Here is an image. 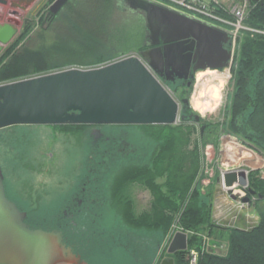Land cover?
Returning <instances> with one entry per match:
<instances>
[{"label": "trees", "instance_id": "trees-1", "mask_svg": "<svg viewBox=\"0 0 264 264\" xmlns=\"http://www.w3.org/2000/svg\"><path fill=\"white\" fill-rule=\"evenodd\" d=\"M52 1L49 0L50 3ZM117 2L120 0H67L54 14L47 4L36 10L0 53V83L69 66H97L124 55L119 51L132 48L131 45L112 47L105 40L111 29L108 26H112L107 13L118 6ZM249 3L245 25L264 29V0H249ZM60 13L69 27L88 42L76 46L74 37L67 38L69 43L62 41L55 33ZM36 23L39 25L36 41L30 45L26 41L32 39ZM49 31L55 37L45 42ZM138 48H143V45ZM105 50L113 53L105 54ZM160 80L167 87H172L179 100L188 97L193 83L192 80L190 86L183 87L180 81ZM231 82L232 90L222 125L201 116L196 121L197 113L185 102H181L179 121L174 124L44 125L54 132L73 137L78 143L86 140L92 145L83 163L82 184L67 196V202L63 204L67 214L62 208L50 216L33 217L26 211V222L33 227L61 229L65 243L88 262L89 254L107 243L99 219L107 204L132 233H124L126 239H123V234L118 235L122 243L117 244L124 242L134 261L149 264L158 237L169 229L173 213H179L178 224L184 230L204 229L209 235L225 236L227 247L224 253L200 251L199 238L188 235L185 250L168 254L174 264H183L185 253L190 248L199 249L197 264H264V178L256 175L257 171L249 172V188L255 191L253 207L258 220L248 228L215 225L212 221L213 188L209 186L202 191L198 178L200 144H216L220 131L232 133L241 143L264 155V34L243 31L235 65L231 69ZM191 122L198 124L200 140L194 141L189 148L194 131ZM109 125L118 130L105 131L104 127ZM133 127L140 129L143 137L131 135L130 138L128 129ZM94 129L101 131V137L91 141ZM107 136L112 143L106 139ZM110 172H113L110 182L104 185ZM135 186L148 190L151 195L149 208L141 213L135 209ZM79 199L82 200L81 205L77 203ZM139 230L152 232L157 238L149 237L140 246L135 235ZM115 234L118 233L113 231L110 235L113 237Z\"/></svg>", "mask_w": 264, "mask_h": 264}, {"label": "water", "instance_id": "water-1", "mask_svg": "<svg viewBox=\"0 0 264 264\" xmlns=\"http://www.w3.org/2000/svg\"><path fill=\"white\" fill-rule=\"evenodd\" d=\"M17 1L10 0V5L25 9L33 0ZM66 1L53 0L49 11L56 13ZM135 8L143 12L151 37L147 48L137 56H123L99 66H69L0 83V128L176 123L181 102L190 103L189 99L179 101L160 78L187 80L190 86L196 71L224 68L230 58L225 46L229 35L148 0H136ZM10 13L18 14L16 10ZM18 24L17 20L0 22V53L16 34ZM195 119L199 120V114ZM235 181L241 185L246 182L243 171L225 173L227 186ZM227 192L243 201L255 194L251 188ZM26 216V211L7 196L0 166V264H88L65 243L61 229L33 227L26 222ZM186 247V234L177 231L167 252ZM160 264H174V260L164 258Z\"/></svg>", "mask_w": 264, "mask_h": 264}, {"label": "rangeland", "instance_id": "rangeland-1", "mask_svg": "<svg viewBox=\"0 0 264 264\" xmlns=\"http://www.w3.org/2000/svg\"><path fill=\"white\" fill-rule=\"evenodd\" d=\"M13 1L18 2L17 0ZM228 1L229 0H225L223 2L227 3ZM10 3V0L6 4L0 3V22H5L7 20H11L12 22L14 20L18 21L17 32L12 38V40H14V38L20 33L26 20L30 19L36 10L49 6L52 2L50 3L49 0H33L25 9L13 7ZM117 3L118 6L109 9L107 13L112 26H108L111 29L109 30V34L105 36V40H108L107 42L112 47L132 46V48L125 49V51L118 50L120 53L125 54L117 58L127 55L137 56L140 50L138 47L144 45L145 42L147 29L145 26L144 14H141L139 11L128 5H121L119 2ZM12 10H16L18 14H11L10 11ZM56 25L58 26L55 29V33L60 35L64 43H69L67 38L69 39L70 37H74L73 40L78 42H75L76 46L84 44L86 41L88 42V39H82L80 33H77L75 29L73 30V28L71 29L69 27V23L64 20L62 14L60 15L59 23ZM38 29L39 25L36 23L34 31L31 33L32 39L26 41L28 44L32 45L33 42L36 41V31H38ZM54 37L55 34L52 31H49L46 34L45 42L52 41ZM5 47L6 46H4V48ZM104 53L109 54L113 52L105 50ZM212 70L214 69L198 70L188 97H182L181 99L190 98L193 93L196 94V90L200 86V83L204 81L202 77L205 76L204 78L208 79L207 85L205 86L207 94L201 98V101L199 100L204 107L202 106L201 110L194 107L192 102L190 106H193L194 108L191 107L192 110L199 114V116L203 117V119L220 125L224 122L226 113L225 107L229 102L232 82L230 78H227L226 82L220 84L216 88L218 90V98L211 99L213 97H210L209 90L210 87L213 86L214 77L218 76L217 73L226 76V71L223 69L218 70L217 72ZM182 85L184 87V84ZM167 88L171 91L173 96H175L172 87ZM210 93L212 94L213 92L211 91ZM214 100L216 105L208 106L209 102ZM191 124H193L194 131L190 137L189 148L193 146L194 141L198 142L200 140L198 124L196 122H191ZM104 129L105 131L118 130L114 125L105 126ZM128 130L130 131V138L131 135L132 137L134 135L143 137L142 131L138 128L133 127ZM92 133L94 138L91 141H95L97 138L101 137V131L98 129H94ZM107 138L108 136L106 139ZM107 140L112 143L109 139ZM238 141L237 137L232 133L220 131L216 144L213 142H207L205 145L200 144L199 151L201 155V168L198 178L202 191L207 187H213L216 184L215 179L212 178H210V181L207 184H204L205 182H203V180L206 177H214L221 161L225 162L227 165L247 167L250 169V172L257 171L256 175L264 178V155L249 146L248 147L254 152L249 151L247 148H242V146L237 143ZM90 144L92 145V142L89 143L86 140L78 143L73 137L58 131L54 132L50 127L44 125H16L0 128V166L5 178L7 196L18 203L22 209L29 212L33 217H37V215L50 216L56 213L59 209L61 210V208L63 210V204L67 202V196L75 192V190H77L82 184L81 181L84 173L83 163L89 156ZM206 145L209 146L206 148ZM112 174L113 172H110L107 175L104 185L110 182ZM210 174H212V176H209ZM216 188L215 185L212 194L213 223L215 222L216 216H219L217 212L220 210V205L228 203L227 197H224V194L221 193L220 189L217 188V191ZM134 197L137 213H141L142 210L149 208L151 196L146 189L135 186ZM255 199L254 196V201ZM245 213L248 214L249 221L257 219L258 215L255 212L253 203L245 210ZM176 216L177 213H173L170 227L171 225L178 223L175 219ZM99 219L104 228L103 233L106 236L107 243L103 244L102 249L97 248L93 250L88 256L89 263H87L136 264L134 261L135 259H133L131 253L127 250L128 247L124 246V242L123 244H117L122 243L120 240V234H123L124 237V233L129 234L131 232L128 230L127 226H125L123 221L119 219L117 215H114L112 207H108L107 204H105V208L101 211ZM178 226L180 225L178 224ZM169 229L163 236L158 237V242L152 250L153 255L151 256L149 264H160L161 260L169 258V253L166 248ZM113 231H116L118 234L111 237L110 234H112ZM187 234L196 235L199 238L200 246L202 241L201 234H204V229L187 230ZM135 235L138 238L140 246H143L145 240L149 237L157 238L152 232H144L140 230L137 231ZM209 236V241L211 243L213 235ZM126 238L127 236L123 239ZM188 252L189 251L187 250L185 253V262L183 264H187Z\"/></svg>", "mask_w": 264, "mask_h": 264}, {"label": "built area", "instance_id": "built-area-1", "mask_svg": "<svg viewBox=\"0 0 264 264\" xmlns=\"http://www.w3.org/2000/svg\"><path fill=\"white\" fill-rule=\"evenodd\" d=\"M148 1L162 5L168 9L180 12L190 18L197 19L208 25L217 27L225 31L229 35L227 49L230 52V58L226 66L222 68L223 70L226 71L225 80L222 83L226 82L227 78L231 79L230 72L232 67L235 65V57L239 49V43L243 31H250L253 33L255 32V33L264 34V29L252 28L245 25V20L247 18L250 8L249 0H229L227 3L223 2L225 0H148ZM218 70L221 69H214L212 71L217 72ZM213 83H218L217 77H214ZM193 95L194 93L189 99L190 105L192 102ZM237 143L240 146H242V148H247L249 151L254 152L251 150V148L241 143L240 141H238ZM208 146L209 145H206L205 147L207 148ZM230 171H234L236 173L243 171L246 177V182L243 185H241L238 183V181H235L233 182L232 185L227 186L224 182V175L225 173ZM249 172L250 169L247 167H239L237 165H227L225 162L221 161L219 168H217V172L215 173L214 177L204 178L203 180V182H205L204 184H207L210 181V178L215 179L216 187L220 189L221 193L224 194V197H227L228 199L227 204L220 205L219 207L220 210L217 212L219 216H216L214 222L216 225L222 227L248 228L257 222L258 216L256 220L249 221L250 219L248 217V214L245 213V210L248 207H250V205L253 203L254 196H250L248 201H243L239 197L236 198L230 197V195L227 192L228 189H234V188H242L243 190H247L249 188V178H248ZM209 176H212V174H210ZM212 216H213V207H212ZM178 217H179V213L175 218L176 221H178ZM176 230L184 232L186 236L188 235L187 230H184L181 226H178V223L171 225L168 233V239L166 240L167 243L166 248H168L169 242ZM201 236H202V241L199 246L200 251H212L214 253L222 252L223 246L211 244L209 241L210 236L205 230H204V234H201ZM199 249L190 248L188 250L189 252L187 253V258H188L187 264H197Z\"/></svg>", "mask_w": 264, "mask_h": 264}, {"label": "bare ground", "instance_id": "bare-ground-1", "mask_svg": "<svg viewBox=\"0 0 264 264\" xmlns=\"http://www.w3.org/2000/svg\"><path fill=\"white\" fill-rule=\"evenodd\" d=\"M217 78H218V83H213V86L210 87V90H209V94H210V97H213L211 99H217L218 98V90L216 89L224 80H225V76H222L220 74L217 73ZM202 76V75H201ZM205 77V76H204ZM202 77V79L204 81H202L200 83V86L198 87V89L196 90L197 93L194 94V96L192 97V102H193V105L199 109L202 110V102H199V100L201 101V98H203V96H206L207 92L205 90V86L207 85V81L208 79L207 78H204ZM215 86V87H214ZM209 89V88H208ZM213 92L212 94L210 92ZM190 99V98H188ZM215 106L216 103H215V100L214 101H211L209 102L208 106ZM204 107V106H203Z\"/></svg>", "mask_w": 264, "mask_h": 264}, {"label": "flooded vegetation", "instance_id": "flooded-vegetation-1", "mask_svg": "<svg viewBox=\"0 0 264 264\" xmlns=\"http://www.w3.org/2000/svg\"><path fill=\"white\" fill-rule=\"evenodd\" d=\"M119 3H121V5H128L129 7H131V8H134L135 10H137V11H139L141 14H143V12L141 11V10H139V9H137V8H135V3H136V0H120V2ZM63 8V6L59 9V10H61ZM58 10V11H59ZM57 11V12H58ZM147 29V28H146ZM151 42V37H150V34H149V32H148V30H146V36H145V42H144V45H143V48H141V49H145V48H147L148 47V44ZM141 49L139 50V52L141 51ZM196 73V72H195ZM195 73H194V76H195ZM168 81H170V82H173V83H175L176 81H180L182 84H184V86H187V80H183V79H177V78H174V81H171V80H168ZM78 205H81L82 204V200L80 199V200H78ZM67 208H65V209H63V212H64V214H67Z\"/></svg>", "mask_w": 264, "mask_h": 264}, {"label": "crops", "instance_id": "crops-1", "mask_svg": "<svg viewBox=\"0 0 264 264\" xmlns=\"http://www.w3.org/2000/svg\"><path fill=\"white\" fill-rule=\"evenodd\" d=\"M215 185L212 187L214 190ZM148 191V190H147ZM149 192V191H148ZM150 194V193H149ZM151 196V195H150ZM134 202H135V197H134ZM146 210V209H145ZM144 211V210H142ZM216 237V238H215ZM211 244H216V245H222L223 246V250H226L227 247V241L225 236H221V235H213L211 238ZM222 250V252H223ZM136 264H140L137 261H135Z\"/></svg>", "mask_w": 264, "mask_h": 264}]
</instances>
